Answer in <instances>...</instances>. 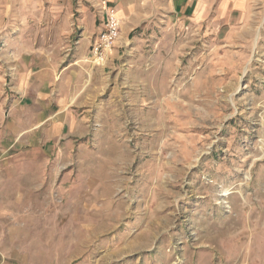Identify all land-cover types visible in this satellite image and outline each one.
I'll return each mask as SVG.
<instances>
[{"label":"rangeland","instance_id":"obj_1","mask_svg":"<svg viewBox=\"0 0 264 264\" xmlns=\"http://www.w3.org/2000/svg\"><path fill=\"white\" fill-rule=\"evenodd\" d=\"M200 2L199 12L189 16L146 13L141 17L146 22L132 32L128 46L120 20V37L101 62L85 59L91 57L98 33L94 19L106 25V4L43 0L50 10L45 17L34 16L31 23L13 21L7 30L9 19L2 11L5 7H0V64L12 67L16 44L29 38L35 43L26 54L41 51L60 68L67 65L77 72L69 80L74 99L97 96L98 102L114 90L112 85L94 88L96 79L88 82V66L75 65L84 56L94 72L109 74L112 63L118 67L126 54L128 67L131 63L138 72L159 74H146L142 81L156 88L153 95L133 75L114 90L127 103L122 104L119 132L141 140L131 142L133 152L109 161L108 170L100 167L89 174L92 168L87 164L79 168L80 183L61 189L62 176L43 157L11 151L0 159V262L264 264V0ZM11 5L13 11L19 8L15 2ZM189 89L194 104L191 123L198 135L193 136L197 140L191 164H185L189 154L182 145L166 148L170 152L163 156L152 153L153 142H142L143 135L162 137L153 132V125L157 128L166 119L177 128L169 135L178 137L184 119L140 104L156 98L158 106L167 109L168 99L169 108L175 106L179 116L187 107L183 101ZM231 137L238 144L233 148L241 152L239 180L222 189L202 175L204 184L197 178L191 184L188 168L212 153L225 156ZM134 184L157 188V202L147 201L151 194L147 191L126 196L127 186ZM193 189L216 195V206L188 198ZM231 194L237 199L236 208L228 204Z\"/></svg>","mask_w":264,"mask_h":264},{"label":"crops","instance_id":"obj_2","mask_svg":"<svg viewBox=\"0 0 264 264\" xmlns=\"http://www.w3.org/2000/svg\"><path fill=\"white\" fill-rule=\"evenodd\" d=\"M4 2L1 6L5 9L2 11L7 16V20L9 19V23L5 25L6 30L9 29L8 27L13 21L31 23L32 17L37 16L42 19L50 11L44 7L43 0H5ZM13 2L19 6L14 11L12 10L14 7L11 5ZM103 3L117 11L118 17L122 21V32L128 38L125 44L127 46L133 41L130 37L132 32L146 22L144 18H141L143 15H147L146 13L163 16L174 14L189 16L194 12H199L202 6L200 0H96L97 6ZM100 21L102 20L100 19ZM100 21L94 19L93 23V29L98 30L97 36L104 30ZM98 22L99 25L97 26ZM28 39H21L22 41L19 40V44H16L12 67L0 64V159L11 151L14 154L23 153L28 157H43L52 163L55 174L62 176L61 189H64L67 183L73 184L74 187L75 184L83 180L80 167L88 164V167L92 168L89 174L100 167L108 170L110 164L107 163L109 161L133 152L131 142L135 140L140 142L141 140V138L135 139L128 132H119L123 126L124 107L122 104L126 106L127 103L125 98L122 102L121 97L113 93L114 90L121 88V80L126 81V78L133 75L141 80L142 85L145 82L142 81L147 78L145 77L146 74L154 77L159 74L149 71L147 73L138 72L137 67L130 66L131 63L128 67L126 54L120 57V59L124 57V61L121 60L118 67L112 63L113 69L109 74L108 72L102 73L100 70L94 72L91 71L90 65L84 63L86 60H84L86 58L84 56L80 60L77 59L76 64H74L81 63L83 66H88L87 69L90 70L88 82L92 83V80L96 79L98 83H93L94 88H97L98 84L99 88L103 89L104 87L103 90H105L112 85L114 90L109 95L98 99V102L97 96L89 97L91 100L88 98L87 101H80V96L76 99L71 97L69 81L71 75L77 72L71 71L70 66L67 65L60 68L57 62L55 63L53 59L43 55L41 51L33 50L32 54H26V51H29L26 48L32 47L33 42L35 43V41ZM18 42L16 41V43ZM127 67L128 69H126ZM9 68L13 71L9 72ZM111 78L120 79V82L119 80L114 82ZM8 79L10 83H6ZM148 84H143L146 85L144 88L153 95L156 93V88L151 83L148 82ZM5 85L8 86L6 89H4ZM106 91L103 92L106 93ZM185 93L187 96L183 103L187 107L184 109V114L179 116L174 109L175 106L169 108L168 99L167 109L164 105L158 106L160 99L156 98L144 100L140 104L142 108L151 107L155 108V111L163 110L167 112L168 116L184 119L182 133L178 132V137L174 134V136L169 135L170 130L174 131L177 128L175 123L171 124L173 122L166 119L161 126L157 123V128L155 124L153 125V132L162 135V137L143 135L142 142H153L156 148L152 153L163 156L170 152L166 148L170 149L173 145H182L181 148H183L184 153L189 154V160H186L184 156V162L191 164L190 155L196 145L194 140H197L193 136L198 135V132H193L197 130L191 123V109L194 106L192 90L189 89ZM167 94L169 95L168 92ZM200 136L203 137V135ZM230 142L232 145L231 147L227 146L225 156L212 153L210 156L202 157L197 164L198 166L188 168L186 174L189 176L191 184L195 178L204 184L202 175H208L218 185H221L222 189L233 187V184L239 180L241 172L238 163L241 159V152L237 150L238 147L233 148L238 145L236 139L231 137L228 145ZM174 153L176 152H173V155ZM90 160H93L91 165ZM111 168L113 169V167ZM236 176H238L237 179ZM143 185L146 188L141 189L142 186L139 184L127 186L126 196L135 190L138 192L147 191L148 194L151 192L150 199L147 201L152 204L157 202L158 189L153 188L152 185ZM137 187L138 189H136ZM203 193V190L193 189L187 192V197L197 199L198 202L204 203L206 206H216L214 203L217 199L216 195L209 196L210 192H206L205 195ZM139 196H142V193ZM228 199V204L231 203L233 208L238 206L237 199L232 194ZM0 264L4 263L0 262Z\"/></svg>","mask_w":264,"mask_h":264},{"label":"built area","instance_id":"obj_3","mask_svg":"<svg viewBox=\"0 0 264 264\" xmlns=\"http://www.w3.org/2000/svg\"><path fill=\"white\" fill-rule=\"evenodd\" d=\"M103 14L106 16V25L91 46V57L86 59V62H101L104 60L120 37L121 22L117 11L105 7Z\"/></svg>","mask_w":264,"mask_h":264}]
</instances>
